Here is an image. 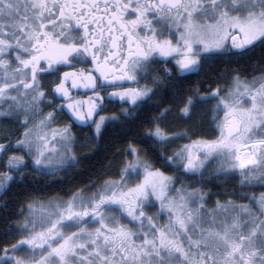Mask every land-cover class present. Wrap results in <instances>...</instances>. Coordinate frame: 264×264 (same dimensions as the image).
<instances>
[{
    "label": "snow or ice",
    "instance_id": "snow-or-ice-1",
    "mask_svg": "<svg viewBox=\"0 0 264 264\" xmlns=\"http://www.w3.org/2000/svg\"><path fill=\"white\" fill-rule=\"evenodd\" d=\"M230 61L253 70L214 67ZM173 69L215 73L214 86L158 106L144 138L108 161L118 178L67 198L30 199L0 264H264V191L217 195L203 180L185 186L168 174L208 172L264 189V0H0V194L27 169L51 177L81 163L72 126L57 113L67 109L98 139L120 117L136 119L158 89L173 88ZM141 78L153 87L123 86ZM106 97L128 107L99 115ZM205 112L210 138L162 127L170 114L189 124Z\"/></svg>",
    "mask_w": 264,
    "mask_h": 264
},
{
    "label": "trees",
    "instance_id": "trees-1",
    "mask_svg": "<svg viewBox=\"0 0 264 264\" xmlns=\"http://www.w3.org/2000/svg\"><path fill=\"white\" fill-rule=\"evenodd\" d=\"M168 67L172 68V65L168 64ZM214 67L219 68L222 72H226L229 69H239L241 71L247 69L245 74H249L253 70L252 66L244 63L238 64L235 61L227 62L223 66L217 63ZM214 75L215 73L204 72L200 75L192 74L190 76H181L173 69V75L168 83L173 84L174 87L171 89H158L156 96L149 100L146 105L135 110L137 114L136 119L125 120L123 117H120V122L117 124H108L98 139L93 138L92 134H86L85 131L78 136L77 142L82 147L86 138L92 140V143L88 147L83 148V151L79 150L78 159L81 160L79 165L51 177H45L32 169H27L26 171L30 172V176L23 183L19 181L13 182L6 192L0 194V247L14 243L17 239L14 230H12L11 235L8 232L12 224L20 219L18 213L30 199H47L48 197L67 198L68 194L76 188L87 190L88 185L93 180L106 177L118 178L116 176V168H108V161L115 157L117 151L124 150L128 143H135L144 138V133L150 126L148 121L158 114V106L167 107L169 105H175L178 103L180 97L189 89L200 88L203 91L209 85L214 86V81L209 78ZM207 107L210 106H202L201 111ZM121 108L124 107L117 106L112 110H108L107 116H119ZM129 111L133 110L129 109ZM174 115L175 113L170 114L167 120L162 123V127L166 126L173 133L187 131L188 135L193 139L197 137H211L213 125L210 122V115L206 112L196 121L189 124L184 123L178 117L174 120ZM187 142V139L174 141L169 147L167 154L170 155L179 145ZM97 146L98 151L96 150ZM143 147L148 149L151 159L155 161L156 153L152 152L146 144ZM128 158L130 159L131 157ZM157 166H160L159 162H157ZM165 170L168 171L167 169ZM168 174L181 177L185 186L191 185L195 180H203L207 182L208 189L217 195L226 190L229 192L256 191L257 193L264 191V189L259 188L252 190L240 189L238 181L232 178H228L227 183L224 182V178L213 181L210 180L209 174L207 173L202 178L199 176H185L179 171H168ZM213 198L216 197L214 196Z\"/></svg>",
    "mask_w": 264,
    "mask_h": 264
},
{
    "label": "flooded vegetation",
    "instance_id": "flooded-vegetation-1",
    "mask_svg": "<svg viewBox=\"0 0 264 264\" xmlns=\"http://www.w3.org/2000/svg\"><path fill=\"white\" fill-rule=\"evenodd\" d=\"M157 67H165V66L164 65H158ZM48 79H55V77H50ZM145 85H148L149 87H153L152 83H151V79L145 80V79L141 78L139 84L125 83L123 86L124 87H128V88H134V87H143ZM109 91H111V89H109ZM81 92L82 91H80L79 93L74 92L73 95H79V96L83 97L85 95V93H81ZM48 99L49 100H53L54 104L56 106L59 105V102H58V100L55 97L48 96ZM117 106L128 107V105L119 102L115 98H113L112 101L110 102L109 99L106 97L105 101H104V109L105 110L103 112H100L99 115L107 116V111L108 110H112L113 108H115ZM48 110H51V109H48ZM59 113L63 114L62 115V120L60 121V125L61 126L66 125V124L67 125H71L72 126V132H73V134H74L76 139H78V136L81 135V133L83 131H85L86 134H92L93 135L94 129L88 127L87 125L81 124L79 121H75L74 118L71 117V114L67 111V109H65L63 112H59ZM98 118L99 117L97 116L96 119H98Z\"/></svg>",
    "mask_w": 264,
    "mask_h": 264
},
{
    "label": "rangeland",
    "instance_id": "rangeland-1",
    "mask_svg": "<svg viewBox=\"0 0 264 264\" xmlns=\"http://www.w3.org/2000/svg\"><path fill=\"white\" fill-rule=\"evenodd\" d=\"M62 115L63 114H60V113H57V120L59 121V124H60V121L62 120ZM77 141V140H76ZM76 148H77V152H76V155H77V158H78V155H79V153H80V149L82 148V146H80L79 144H78V142L76 143ZM1 164H2V162H0ZM216 165H217V161H213L212 162V164H211V168H215L216 167ZM70 169V168H69ZM68 169V170H69ZM4 169H3V166H1V168H0V171H3ZM207 174H208V172H206ZM59 174V173H58ZM177 187H180V185L179 186H177Z\"/></svg>",
    "mask_w": 264,
    "mask_h": 264
},
{
    "label": "water",
    "instance_id": "water-1",
    "mask_svg": "<svg viewBox=\"0 0 264 264\" xmlns=\"http://www.w3.org/2000/svg\"><path fill=\"white\" fill-rule=\"evenodd\" d=\"M82 92H84V91H82ZM85 93V92H84Z\"/></svg>",
    "mask_w": 264,
    "mask_h": 264
}]
</instances>
